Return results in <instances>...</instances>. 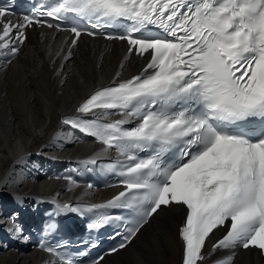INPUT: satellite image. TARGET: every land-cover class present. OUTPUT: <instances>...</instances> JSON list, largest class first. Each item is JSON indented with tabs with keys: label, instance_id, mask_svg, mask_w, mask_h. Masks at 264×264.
Instances as JSON below:
<instances>
[{
	"label": "snow or ice",
	"instance_id": "1",
	"mask_svg": "<svg viewBox=\"0 0 264 264\" xmlns=\"http://www.w3.org/2000/svg\"><path fill=\"white\" fill-rule=\"evenodd\" d=\"M10 15L0 6L5 67L26 42L27 28L60 30L43 17L74 16L96 30L113 23L125 28L122 35H105L127 42L121 71L62 117L68 131L54 138L70 141L77 131L94 138L102 148L80 162L85 166L114 150L117 159L103 167L119 177L122 190L102 203H57L58 214L88 218L89 233L123 225L115 232L120 242L107 254L127 248L162 207L183 213L182 264H206V242L219 230L224 234L207 255L228 254L214 264H234L241 247L264 254V0H56L16 23ZM69 31L64 61L82 35L98 34L75 26ZM132 54L147 63L139 74L120 79ZM57 230L47 225V232ZM66 244L41 239L40 249L52 258L46 264H85L87 251H63ZM103 260L101 255L88 264Z\"/></svg>",
	"mask_w": 264,
	"mask_h": 264
},
{
	"label": "bare ground",
	"instance_id": "2",
	"mask_svg": "<svg viewBox=\"0 0 264 264\" xmlns=\"http://www.w3.org/2000/svg\"><path fill=\"white\" fill-rule=\"evenodd\" d=\"M69 43L65 32L32 27L11 63L5 67L0 61V264H46L51 260L30 245L24 246L23 236L14 231L34 219L42 201L83 197L99 201L115 191L71 185L62 175L102 146L86 145L75 133L70 141L54 138L58 132L63 136L68 131L61 118L73 112L88 92L112 82L121 71V62L128 55L126 46L116 40L81 37L71 58L64 61ZM145 62L146 58L130 55L120 79L137 73ZM182 218L179 208L159 210L127 248L104 256L103 264H181L178 230ZM9 237L17 238L20 248L7 246ZM217 237L212 234L206 242V264L228 254V250H218L207 255ZM234 264H264V258L255 249L237 248Z\"/></svg>",
	"mask_w": 264,
	"mask_h": 264
}]
</instances>
